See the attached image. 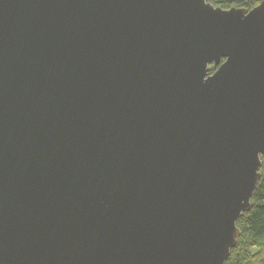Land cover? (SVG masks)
I'll return each instance as SVG.
<instances>
[{
    "label": "water",
    "instance_id": "1",
    "mask_svg": "<svg viewBox=\"0 0 264 264\" xmlns=\"http://www.w3.org/2000/svg\"><path fill=\"white\" fill-rule=\"evenodd\" d=\"M262 156L264 0H0V264H225Z\"/></svg>",
    "mask_w": 264,
    "mask_h": 264
},
{
    "label": "trees",
    "instance_id": "2",
    "mask_svg": "<svg viewBox=\"0 0 264 264\" xmlns=\"http://www.w3.org/2000/svg\"><path fill=\"white\" fill-rule=\"evenodd\" d=\"M221 9L232 7L251 10L261 0H206ZM215 68L210 66V73ZM261 174L251 198V209L236 222L240 236L225 264H264V156L260 157Z\"/></svg>",
    "mask_w": 264,
    "mask_h": 264
}]
</instances>
